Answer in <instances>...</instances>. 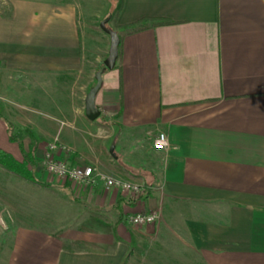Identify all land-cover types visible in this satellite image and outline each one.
<instances>
[{
	"label": "crops",
	"instance_id": "0c3cea01",
	"mask_svg": "<svg viewBox=\"0 0 264 264\" xmlns=\"http://www.w3.org/2000/svg\"><path fill=\"white\" fill-rule=\"evenodd\" d=\"M111 13L121 56L103 73L101 114L90 120L85 98L110 36L88 46L92 30L71 0H0V63L39 79L8 116L0 110V148L22 160L11 127L29 128L38 174L53 141L59 158L96 174L93 184L57 178L52 188L46 172L34 182L0 167L24 189L0 264H264V0H119ZM70 74L81 85L71 103ZM47 75L58 79L51 110ZM160 131L167 150L154 147ZM100 174L148 192L135 200ZM65 202L76 209L66 219ZM151 210L155 223L123 219Z\"/></svg>",
	"mask_w": 264,
	"mask_h": 264
},
{
	"label": "rangeland",
	"instance_id": "374dc122",
	"mask_svg": "<svg viewBox=\"0 0 264 264\" xmlns=\"http://www.w3.org/2000/svg\"><path fill=\"white\" fill-rule=\"evenodd\" d=\"M74 2L79 10V14L81 17V21L85 22V24L91 28L92 30V35L91 37H88V39L85 37V42L90 46L91 48L98 49V43L101 41V37H108L109 35L103 31L101 28V22L104 20H107L109 18V14L112 12L114 13L116 7H118V2L119 0H71ZM111 13V14H112ZM83 22V23H84ZM113 21H111L112 23ZM109 28L112 29V27L107 24ZM114 30V29H113ZM105 35V36H104ZM104 65V64H103ZM32 74L28 73H22V72H17L13 70L7 69L2 63H0V110L8 116L9 113V108L8 105L11 104L12 102H20L23 103L24 97H31L29 94L28 96H24L25 90L30 91V90H35L34 88L36 87V82L39 80L35 77H32ZM73 75H68L65 77L66 79V84L68 86V94H69V99L70 103L72 101V97L74 96L72 92H80L79 91V84H77L76 78L73 79ZM42 81V86L44 88L43 91L47 92L48 100L46 101V106L45 108L47 110H51L53 104V100L49 97L52 95L54 97L55 95V88L58 82V79H56L55 75H47L44 77ZM18 80V81H17ZM41 80V79H40ZM75 82V84H73ZM73 85L75 86V89L73 90ZM89 91V90H88ZM87 91V92H88ZM10 101V102H9ZM53 104V105H52ZM56 141H53L54 143ZM50 143V144H52ZM57 143V142H56ZM49 144V146H50ZM45 154V153H44ZM80 164H86V163H80ZM87 165V164H86ZM0 167H4L0 165ZM42 168V173L44 174L46 170H44V167L42 166V159H41V166ZM39 167V168H40ZM5 168V167H4ZM40 168V169H41ZM7 169V168H6ZM9 170V169H8ZM3 174L0 175V215L4 216L5 221L7 222L6 227H0V246L2 245V240L4 238H11L15 234V225L17 224L18 221V215L17 213H23L22 211L16 212L18 208L23 210V199L18 195L23 191L24 189L22 187H16L13 185V182L10 180L9 175L5 173L3 170L1 171ZM0 172V173H1ZM38 171L35 168V173H36V180H33L34 182H39L43 179H46L43 174H38ZM40 173V172H39ZM46 175H48V179L50 180L48 183H52L48 185L49 187H56L59 186L55 183H58L56 180L57 178L50 173L46 172ZM51 177V178H50ZM40 179V180H39ZM42 183V182H41ZM71 187H73L72 183H69ZM79 184H77L78 187ZM76 187V188H77ZM39 193L33 192V195L37 197ZM34 197V196H33ZM22 205V206H21ZM33 209H35V214H39L41 211L42 213L44 210L39 207L38 205H33ZM60 208H58V211H60ZM50 210V208H49ZM40 212V213H41ZM63 213L65 219L69 217L71 214L76 213V209L71 206V204H68V202H65L64 207H63ZM79 213V212H78ZM47 217H52L55 215L53 211H49L47 214ZM20 221V220H19ZM69 224V222H66L65 225ZM197 263V261L192 262V264Z\"/></svg>",
	"mask_w": 264,
	"mask_h": 264
},
{
	"label": "built area",
	"instance_id": "2783aa9c",
	"mask_svg": "<svg viewBox=\"0 0 264 264\" xmlns=\"http://www.w3.org/2000/svg\"><path fill=\"white\" fill-rule=\"evenodd\" d=\"M154 147L158 150H167L171 147L166 132L160 131L154 139ZM58 145L56 142L50 144L42 158V166L46 172L64 181L74 184H93L96 181L95 168L86 164H70L66 159L56 155ZM100 178L107 186L122 189L132 195L133 199H143L149 187L144 183L125 181L116 177L100 174ZM160 218L159 210L136 212L129 216L128 221L134 225H147L155 223ZM4 216L0 215V227H6Z\"/></svg>",
	"mask_w": 264,
	"mask_h": 264
},
{
	"label": "trees",
	"instance_id": "16d2710c",
	"mask_svg": "<svg viewBox=\"0 0 264 264\" xmlns=\"http://www.w3.org/2000/svg\"><path fill=\"white\" fill-rule=\"evenodd\" d=\"M169 21H156L155 24H163L168 23ZM133 26L131 31H135L138 27ZM119 28H124L123 26H119ZM122 38V36H120ZM121 56V51L119 49V57ZM31 138V144L28 151L23 149V139L24 137ZM11 139L13 141L19 142L22 150H23V159L19 160L15 158L11 153L5 151L4 149L0 148V165L4 166L5 168L9 169L13 173L28 179V180H36V173L35 168L39 162L36 156V150L38 148L39 138L37 134L29 128H17L14 131V127H11ZM129 216H125L123 219L124 221L128 222Z\"/></svg>",
	"mask_w": 264,
	"mask_h": 264
},
{
	"label": "water",
	"instance_id": "95a60500",
	"mask_svg": "<svg viewBox=\"0 0 264 264\" xmlns=\"http://www.w3.org/2000/svg\"><path fill=\"white\" fill-rule=\"evenodd\" d=\"M107 23L108 19L102 21L101 28L110 36L111 39L109 55L104 60L103 67H101L95 75L96 84L90 89L85 98L86 115L90 120H96L101 114V110L96 105V96L103 85V73L107 69H114L119 59L121 37L116 30L109 28Z\"/></svg>",
	"mask_w": 264,
	"mask_h": 264
}]
</instances>
